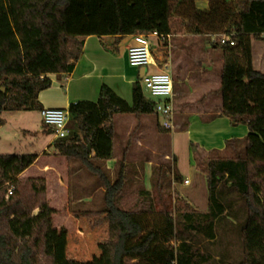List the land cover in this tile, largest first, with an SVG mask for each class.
<instances>
[{"label":"trees","instance_id":"16d2710c","mask_svg":"<svg viewBox=\"0 0 264 264\" xmlns=\"http://www.w3.org/2000/svg\"><path fill=\"white\" fill-rule=\"evenodd\" d=\"M174 21L192 35L229 37L232 44L212 43L220 49V115L231 126L247 127L242 139L225 142L231 156L211 151L203 157L191 146L195 168L204 175L206 210L183 203L175 207V216L156 211L147 190H139L135 202L128 203L125 150L113 180L101 167L112 156L113 116L132 114L138 120L154 113L139 77L132 84L130 105L104 84L95 101L70 104L68 133L51 145L102 189L104 209L81 217L96 216L91 229L107 223V264H207L209 255L198 252L189 235L213 241L222 221L236 232L240 258L235 264H264V73L254 69L250 45L264 35V0H208L206 10L196 9L193 0H0V114L41 111L38 94L51 86L46 75L70 73L86 37L111 36L115 45L135 34L170 37L176 32ZM42 128L54 133L43 123ZM157 131L168 133L158 125ZM35 159L33 154H0V264H54L46 244L45 180L18 177ZM160 172L158 167V190ZM172 180L181 182L179 176ZM8 187L13 189L5 199ZM228 192L240 202L239 210L231 206ZM177 232L178 244L172 246Z\"/></svg>","mask_w":264,"mask_h":264},{"label":"rangeland","instance_id":"374dc122","mask_svg":"<svg viewBox=\"0 0 264 264\" xmlns=\"http://www.w3.org/2000/svg\"><path fill=\"white\" fill-rule=\"evenodd\" d=\"M193 1L196 9L206 10L208 8V0ZM174 26L176 32L168 39L161 41L157 38H150L149 42L151 54L159 62L160 69L168 72L173 78V93L181 94L188 91L189 79L193 78L189 71H193L194 65L198 64V61L210 64L216 74L220 71V49L212 46L218 36L189 34L183 28L177 27L176 21H174ZM250 45L254 61L253 67L264 73V35L259 40H251ZM141 89L143 96L149 99L150 96L142 85ZM19 114L20 117L13 121L9 120V123L0 131V154L2 155L33 154L38 152L44 143V139L37 137L35 133L40 125L37 111H22ZM6 116L7 112L0 114L2 118H7ZM152 118L155 119L154 116ZM15 129L26 132L19 131L21 134L18 133L17 137H13L12 132ZM165 134L150 135V139L146 136L149 145L156 144L160 151L153 153L150 152L152 151L150 149L145 150V159L151 163L149 174L144 178L141 175L137 177L135 174H129L125 186L128 193L126 201L128 203L135 202L136 193L139 190L148 189L155 210H167L175 216V207L182 208L183 203L188 204V202L175 195L172 180L175 175L171 154L176 159L175 171L177 175L182 180H188V184L182 183V185L189 189L193 186V179L189 172L191 150L189 149L188 134L184 130ZM26 142L32 143L33 147H27ZM114 151L120 155L122 149L115 147ZM231 154L230 150L219 153L220 156H231ZM202 156L208 155L204 153ZM67 163L66 171L62 173V176L60 174L47 176L46 197L49 205L46 224L47 252L53 256L54 264H107V223L103 222L91 229L89 223L96 216H92L90 220L81 217V214L86 211L100 212L104 209L102 190L98 188L97 180L93 177L91 180L90 174L82 168L84 173L80 177V182H85L90 189H81L77 186L74 168L80 167L73 161ZM51 165L61 167L58 161ZM158 167L162 168L159 190L154 187ZM116 170V168L113 170L112 180L115 178ZM196 171L203 175L198 168ZM62 184H66V188L63 190H61ZM227 197L234 210H239L241 204L235 195L228 192ZM189 206L200 212L204 210L202 206H199V209ZM178 234L177 232L176 239L171 242L172 246L178 244L177 239L180 238ZM215 234V240L210 242L200 236L189 235V243L195 246L201 254L209 255L207 264H235L240 258V247L235 230L222 221L216 225Z\"/></svg>","mask_w":264,"mask_h":264},{"label":"crops","instance_id":"0c3cea01","mask_svg":"<svg viewBox=\"0 0 264 264\" xmlns=\"http://www.w3.org/2000/svg\"><path fill=\"white\" fill-rule=\"evenodd\" d=\"M114 42L115 38L111 36L102 38L86 37L83 41L81 56L70 73L46 75L51 81V86L41 91L37 97L42 109H62L66 111L70 104L77 101H95L103 84L130 105L132 84L138 77L140 78V70L127 64L126 48L133 44L131 36L122 37L116 45ZM112 49L115 52H111ZM152 58L158 67L149 66L145 69L146 71H158L160 69V64L154 55H152ZM252 63L254 65L253 58ZM190 73H192L193 78L189 79L188 91L181 94L173 93V128L170 131L168 130L165 135L177 130H184L188 134L189 149L191 150L189 172L193 179V186L188 189L182 185V183L188 184V180H182L177 175L175 171L176 159L171 154L174 175L181 178L180 183H173V188L175 195L185 199L189 205L195 208L198 207V209L199 206H202L205 210L207 207V190H205L203 175L196 171L191 146L197 148L200 152L216 151L219 154L225 150H230L225 147L227 140L242 139L247 134V127L244 124L231 126L229 120L220 115L218 73L216 74L213 71L210 64L198 61V64L194 65L193 71H189ZM139 84L141 85V83ZM152 101L154 102V100ZM20 112H7V118L0 117V131L9 123V120L13 121L20 117ZM37 113L39 116V112ZM39 121V129L35 133L37 137L44 139V143L38 152L33 153V155H36L34 163L20 173L18 177L43 178L47 188V176L55 174L62 176V173L66 171L68 161L64 157L56 155L51 145L55 137L43 130L40 116ZM112 123L114 132L112 156L111 159L101 162V167L112 180L113 170L117 169L122 151L125 150L126 184L129 174H135L137 177L141 175L144 178L149 174V168L151 167V163L145 159V150L150 149L152 150L150 152L153 153L160 151L156 144L152 143L150 146L146 140V136L150 139V135L161 134L157 131L159 118L155 113L143 114L138 120L132 114H115ZM19 131L26 132L15 129L12 132L13 137H17ZM26 146L32 148L33 144L26 142ZM115 147L122 149L120 155L114 151ZM56 161L60 162L61 167L57 166L58 164L51 165ZM74 173L75 178H77V186L81 189H90L85 182H80L84 170L74 168ZM92 177L89 175L91 180ZM62 185L61 190L66 188V184ZM145 190L149 191L148 189Z\"/></svg>","mask_w":264,"mask_h":264},{"label":"built area","instance_id":"2783aa9c","mask_svg":"<svg viewBox=\"0 0 264 264\" xmlns=\"http://www.w3.org/2000/svg\"><path fill=\"white\" fill-rule=\"evenodd\" d=\"M150 38H158L159 40L168 39L169 36H158L157 33L151 34H135L131 36L132 43L126 48V60L130 67L144 70L140 76V83L148 92L150 98L154 100V113L159 118V126L166 130L173 128V80L171 75L159 69L154 73H149L145 69L149 66L157 68L153 61L150 50ZM217 39L220 43L228 42L232 44L228 36L219 35ZM41 122L54 129L55 138H63L67 135L68 115L62 109H42L39 111ZM12 187H8L4 193V198L12 193Z\"/></svg>","mask_w":264,"mask_h":264},{"label":"water","instance_id":"95a60500","mask_svg":"<svg viewBox=\"0 0 264 264\" xmlns=\"http://www.w3.org/2000/svg\"><path fill=\"white\" fill-rule=\"evenodd\" d=\"M143 72H144V70L142 69V70H140V74L142 75L143 74ZM1 91L3 92V89H1Z\"/></svg>","mask_w":264,"mask_h":264}]
</instances>
